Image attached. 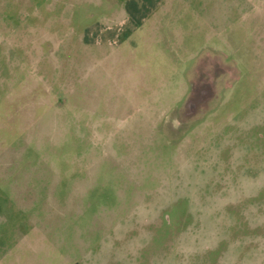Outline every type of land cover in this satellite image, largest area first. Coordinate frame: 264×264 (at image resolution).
Wrapping results in <instances>:
<instances>
[{
  "label": "rangeland",
  "instance_id": "374dc122",
  "mask_svg": "<svg viewBox=\"0 0 264 264\" xmlns=\"http://www.w3.org/2000/svg\"><path fill=\"white\" fill-rule=\"evenodd\" d=\"M0 264H264V0H0Z\"/></svg>",
  "mask_w": 264,
  "mask_h": 264
}]
</instances>
